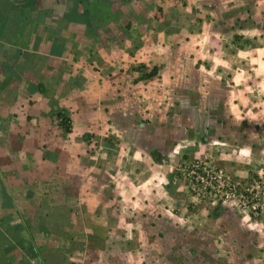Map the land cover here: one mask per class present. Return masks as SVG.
Returning <instances> with one entry per match:
<instances>
[{"label":"rangeland","instance_id":"1","mask_svg":"<svg viewBox=\"0 0 264 264\" xmlns=\"http://www.w3.org/2000/svg\"><path fill=\"white\" fill-rule=\"evenodd\" d=\"M127 2L96 13L120 24L111 57L74 38L70 68L89 78L42 96L32 112L45 135L70 141L50 151L60 168L51 181L22 173L19 185L34 181L36 198L52 209L66 203L82 227L39 235L35 264H264V0ZM99 71L114 75L100 89ZM155 150L174 163L153 162ZM20 157L28 171L33 155ZM197 164L222 170L247 205L209 200L201 187L188 193L183 169Z\"/></svg>","mask_w":264,"mask_h":264},{"label":"crops","instance_id":"2","mask_svg":"<svg viewBox=\"0 0 264 264\" xmlns=\"http://www.w3.org/2000/svg\"><path fill=\"white\" fill-rule=\"evenodd\" d=\"M102 1L108 2V0ZM109 1L112 3L109 6L104 3L100 4L98 1L87 4L93 21L90 25L53 21L46 18L42 22L34 23L32 26L30 24L26 25L24 31L19 30L20 27L17 26V33L14 31L15 29L10 27L11 33L6 35L1 16L5 12V4L13 6V1L0 0V264H35L39 235L46 237L47 234H52V230L62 234H69L74 231L82 232V227L73 225L66 203L52 209L50 204H44V200L47 198L46 195L43 200L36 198L37 192L42 191V188L34 184V181L19 185L20 174L32 173L30 168L25 171L26 165H22L20 153L21 151H27L33 155V152L32 147L22 150L20 146H16L17 142H22L19 141L22 139L21 130H25L26 135L27 133L28 135L33 134L34 129L31 131V127L34 128L37 122L34 118L36 115L32 112L36 110L37 103H41L39 100L42 96L54 92L61 95L66 91L70 93L73 91L70 88L80 83L84 85V80L87 81L89 78L87 74L90 73L79 69L73 71L70 68V62L74 61L73 58L77 53L74 52V55H71L72 51H70L71 48L75 47L73 46L75 44H72L74 38L88 39L93 49L99 51V54L104 53L106 57H111L110 53L114 52L113 43L118 35L120 24L115 23L113 19L101 21L96 13H108L110 10L111 12L116 10L117 13L128 3V0H121L122 3L115 0ZM78 9H82L81 4L78 5ZM10 10H8L10 13H15V10ZM115 15L114 13L113 16ZM51 30L55 31L53 37ZM65 33L66 35H64ZM64 36L66 37L65 42L62 40ZM6 38H10V40ZM53 41L61 44L58 50H52ZM78 46L80 47V44ZM6 49L11 50L13 53L19 52L21 55L14 57L13 64L4 66ZM81 50H78L79 59L82 58L85 61V57L89 56V53L87 55L83 52L80 53ZM107 52H109V55ZM49 63H53L55 67H49ZM101 72L104 71H99L98 75H94V78L95 76L104 77L102 78L103 81L98 80L97 83L95 81L98 84V89L108 85L105 82L106 78L114 77V75L100 76ZM95 73L93 72V74ZM39 85H43L44 94L37 95L34 93ZM30 93H33V95L30 96ZM58 98L63 100L67 97L60 96ZM30 100L33 101V104L28 108V115H30L28 123V126H30L28 128L27 123L22 122L23 111L21 105L22 102L29 103ZM126 106L122 107L126 108ZM125 121L126 117L123 123ZM123 123L121 122V125ZM21 126H24L25 129H21ZM40 133L45 135L41 130ZM154 154L158 155L161 160L162 157L175 160V155H169L160 150L152 152V160ZM153 162L155 161L153 160ZM153 167H156V165L152 163L150 170L156 171L157 168ZM55 173L57 171L50 174L48 181H51ZM62 198L64 202L68 199L65 195ZM73 226L74 230L72 229Z\"/></svg>","mask_w":264,"mask_h":264},{"label":"trees","instance_id":"3","mask_svg":"<svg viewBox=\"0 0 264 264\" xmlns=\"http://www.w3.org/2000/svg\"><path fill=\"white\" fill-rule=\"evenodd\" d=\"M13 1L12 5L5 4V12L1 16V22L5 25V33L6 35H9L8 33H11V28L15 29L14 31L18 32L19 30H25L24 27L26 25H33L34 23L42 22L43 19L50 18L53 21H65L72 24H92V15L89 11V8H87V4H91L93 1H98L100 4H106L111 5L112 3L108 0V2H103L102 0H11ZM117 2H121V0H115ZM38 5L36 6V4ZM122 3V2H121ZM82 5V9H78V5ZM84 6V7H83ZM15 10V13H10L8 10ZM10 10V11H11ZM19 11V12H18ZM18 12V13H17ZM14 21L12 22V20ZM12 23V24H10ZM11 25V26H10ZM14 25H16L14 27ZM11 27V28H10ZM13 31V32H14ZM52 37L55 35V31L51 30ZM20 33V32H19ZM10 40V38H6ZM60 43L57 41L52 42V50H58L60 47ZM21 53L15 52L13 53L11 50L6 49L4 53V66H7L8 64H13L14 57L20 56ZM158 69L154 68L149 73H144V76L141 80H148L154 76L157 75ZM34 93L38 94H44L45 89L43 85H39L37 87V91ZM33 93H30V96H32ZM34 100V99H33ZM33 104V101L30 100L29 103H23L21 105L22 109V122H26L28 126V123L30 121V115H28V108L30 105ZM41 107L42 104L40 103ZM25 110V111H24ZM57 117L61 118V122L58 125L60 130H63L66 134H69L71 132V128L69 125V118L64 114V112H58ZM30 126V125H29ZM28 126V128H29ZM39 125L36 124L34 126V133L29 134L25 130H21V137L22 142L24 144L28 142L30 146L32 145V152H33V162L30 164L29 168L31 169L32 177L39 179L48 178L50 177V174L56 171H59V163L54 159L50 151L54 150V146H57L58 148L68 145L70 138H66L65 136L60 134H55L54 132H49L46 135H42L39 130ZM60 137V138H59ZM54 138H58L59 140L56 141ZM36 144V146H35ZM34 148V149H33ZM205 151V147L201 148V154ZM158 155L154 154L153 160L157 161L159 157ZM185 156L183 159L185 160ZM163 162L174 163L173 158H167L162 157ZM180 161V160H179ZM156 168V167H153ZM42 176V177H41ZM182 188H178V197L179 200H182L184 198V194L182 193ZM179 203H175L176 207H179ZM74 230V226L72 228ZM76 229V227H75ZM36 258H39L38 254ZM40 259V258H39ZM41 260V259H40Z\"/></svg>","mask_w":264,"mask_h":264},{"label":"built area","instance_id":"4","mask_svg":"<svg viewBox=\"0 0 264 264\" xmlns=\"http://www.w3.org/2000/svg\"><path fill=\"white\" fill-rule=\"evenodd\" d=\"M183 171L187 173V178L184 179L183 184L188 193L199 196L200 193H198L197 188L201 187L203 189L202 195H205L209 200L218 197L223 202L238 201L242 203L243 207L247 205L248 198L246 199L245 194L226 178L222 170H209L202 167L201 164H197L185 165ZM253 210H255L254 207Z\"/></svg>","mask_w":264,"mask_h":264}]
</instances>
